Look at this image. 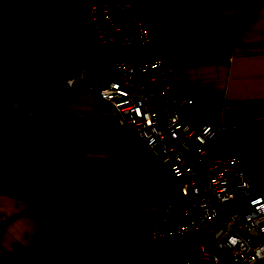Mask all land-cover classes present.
Instances as JSON below:
<instances>
[{
	"label": "crops",
	"instance_id": "0c3cea01",
	"mask_svg": "<svg viewBox=\"0 0 264 264\" xmlns=\"http://www.w3.org/2000/svg\"><path fill=\"white\" fill-rule=\"evenodd\" d=\"M135 11L145 57H164L195 101L186 119L217 127L209 151L243 152L264 191V0H135ZM82 13L79 0H0V98L11 104L0 115V264H167L180 244L150 228L171 177L101 108L115 53L84 37ZM86 66L94 74L66 88Z\"/></svg>",
	"mask_w": 264,
	"mask_h": 264
},
{
	"label": "built area",
	"instance_id": "2783aa9c",
	"mask_svg": "<svg viewBox=\"0 0 264 264\" xmlns=\"http://www.w3.org/2000/svg\"><path fill=\"white\" fill-rule=\"evenodd\" d=\"M84 37L115 53L97 90L100 106L139 138L165 166L171 182L152 238L180 244L167 264H264V191H256L243 152H212L219 129L191 123L195 101L171 83L164 57H145L150 44L135 0H83ZM94 74L84 67L65 83L77 89ZM88 90H94L90 82Z\"/></svg>",
	"mask_w": 264,
	"mask_h": 264
},
{
	"label": "trees",
	"instance_id": "16d2710c",
	"mask_svg": "<svg viewBox=\"0 0 264 264\" xmlns=\"http://www.w3.org/2000/svg\"><path fill=\"white\" fill-rule=\"evenodd\" d=\"M79 1H80V3H82L83 0H79ZM4 83H5V78L0 77V86H2ZM10 108H11L10 102H8L7 100H5L3 98H0V115L6 113ZM57 114H58V112H52L50 115L52 117H54Z\"/></svg>",
	"mask_w": 264,
	"mask_h": 264
}]
</instances>
